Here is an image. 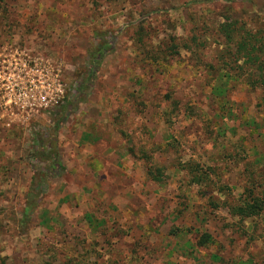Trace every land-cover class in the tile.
<instances>
[{"label": "rangeland", "instance_id": "374dc122", "mask_svg": "<svg viewBox=\"0 0 264 264\" xmlns=\"http://www.w3.org/2000/svg\"><path fill=\"white\" fill-rule=\"evenodd\" d=\"M230 23L261 33L264 0H0V53L58 65L67 86L45 116L0 108V264H264V90L210 69ZM101 40L113 51L88 79ZM245 199L259 217L229 213Z\"/></svg>", "mask_w": 264, "mask_h": 264}, {"label": "trees", "instance_id": "16d2710c", "mask_svg": "<svg viewBox=\"0 0 264 264\" xmlns=\"http://www.w3.org/2000/svg\"><path fill=\"white\" fill-rule=\"evenodd\" d=\"M105 1L115 2L117 0ZM219 33L224 38V53L220 56V62L222 64L219 69H214L213 67H210V69H212L215 74L219 70H222L223 72L222 75H220V78L225 82V84H228L231 80L230 72H233L234 76L237 78L239 77L241 79V83L249 89L264 90V27L261 33L256 34L249 30L241 29V27H238L234 23H230L229 25L222 24L219 27ZM96 37L100 36L96 35ZM112 51L113 48L111 44L101 40L97 47L89 53L91 65L88 79L91 77L94 78L103 60L109 56ZM85 85L86 81L80 84L81 88H84ZM73 96L76 97L77 92H75ZM176 109L177 108L174 107L175 111H177ZM178 114H176V116ZM173 115V112L164 114L167 125H170L172 119L171 116ZM144 158L146 163L147 178L158 185H162L164 180L163 169L155 164L151 165L147 155H145ZM56 168H60L63 171L58 159H55L52 162L48 171ZM187 169L192 176L194 184L200 186L202 178L201 169H198V167H188ZM35 190L37 191L33 190L28 193L30 198L26 201L22 212L23 222L30 220L31 216L37 209L38 202L41 200L42 192H38L39 187ZM262 211L263 208L261 207V203L256 199H245L240 206L229 209V213H231L232 216L238 217L242 220L259 217ZM209 240V237L204 235L198 240L197 246L202 248L210 242Z\"/></svg>", "mask_w": 264, "mask_h": 264}, {"label": "built area", "instance_id": "2783aa9c", "mask_svg": "<svg viewBox=\"0 0 264 264\" xmlns=\"http://www.w3.org/2000/svg\"><path fill=\"white\" fill-rule=\"evenodd\" d=\"M67 86L58 65L20 49L0 53V108L45 116L65 102ZM28 119V118H27Z\"/></svg>", "mask_w": 264, "mask_h": 264}]
</instances>
